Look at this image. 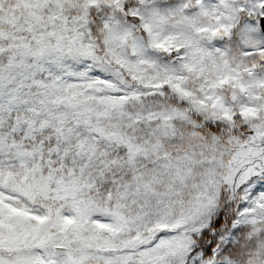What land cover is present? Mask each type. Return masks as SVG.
<instances>
[{
    "label": "snow or ice",
    "instance_id": "1",
    "mask_svg": "<svg viewBox=\"0 0 264 264\" xmlns=\"http://www.w3.org/2000/svg\"><path fill=\"white\" fill-rule=\"evenodd\" d=\"M0 264H264V0H0Z\"/></svg>",
    "mask_w": 264,
    "mask_h": 264
}]
</instances>
